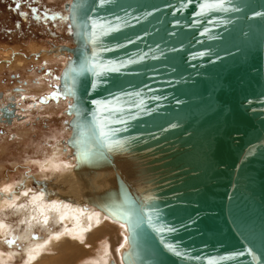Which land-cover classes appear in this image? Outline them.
Returning <instances> with one entry per match:
<instances>
[{
	"label": "water",
	"instance_id": "1",
	"mask_svg": "<svg viewBox=\"0 0 264 264\" xmlns=\"http://www.w3.org/2000/svg\"><path fill=\"white\" fill-rule=\"evenodd\" d=\"M63 11L61 142L78 204L125 225L122 264H264V0H71ZM94 100L117 111L98 117ZM13 117L12 102L0 107Z\"/></svg>",
	"mask_w": 264,
	"mask_h": 264
},
{
	"label": "rangeland",
	"instance_id": "2",
	"mask_svg": "<svg viewBox=\"0 0 264 264\" xmlns=\"http://www.w3.org/2000/svg\"><path fill=\"white\" fill-rule=\"evenodd\" d=\"M69 1L71 0H0V93L8 89L11 91L15 88L22 89L27 84L36 89L29 92L28 98L20 94L19 103L22 110L19 109V120H13L12 125L0 124L1 186L10 183L11 180L20 184L28 180L31 182L32 190L47 191L49 189L44 185L36 184L43 182L44 179L56 181L63 187L68 186L69 181L61 182L57 174V180L56 178L53 180L50 172H45L48 173L45 177L40 174L41 171H35L32 163L26 160H40L44 151L50 150L56 141H62L70 134L67 126L69 119L63 113L68 101L59 99L55 90L57 76L68 55L63 53L66 60L58 63L55 53L50 51L53 45H70L69 28L64 24L63 11V5ZM52 33L56 36H52ZM19 62H23V66L15 68ZM37 84L43 87L42 91ZM59 132L63 137L57 139L51 137L53 133L57 134L56 136L60 135ZM61 141L58 142L60 145ZM74 185L75 183L71 182V186ZM17 220L13 218L10 223L13 229L22 232ZM17 233L1 241L3 252L10 250L14 252V258L5 264H22L19 259V255L22 256L19 245L24 242L18 238ZM40 235L43 234L34 231L33 237L37 240ZM8 241L12 243L9 244ZM83 244L84 240L80 245ZM55 254L53 252L49 255Z\"/></svg>",
	"mask_w": 264,
	"mask_h": 264
},
{
	"label": "bare ground",
	"instance_id": "3",
	"mask_svg": "<svg viewBox=\"0 0 264 264\" xmlns=\"http://www.w3.org/2000/svg\"><path fill=\"white\" fill-rule=\"evenodd\" d=\"M57 48L58 46L53 45L50 51L55 53L58 63L64 62L66 58ZM22 66L23 62H19L15 68ZM37 86L42 91L43 87L39 84ZM32 89L36 90L27 84L22 92H30ZM13 93L11 89L2 93L4 99L0 100V107L7 103L8 95ZM14 99L15 102L19 100L16 95ZM19 109L20 104L16 113ZM59 134L56 136L57 134L53 133L51 137H63L60 132ZM60 141H56L50 150L44 151L40 160L28 159L26 162L30 161L34 170L41 171L40 174L45 177L50 172L53 180L59 175L61 182L69 181L67 187L49 179L36 183L47 187V191L32 190L28 180L22 184L13 183L11 180L4 186L0 185V244L7 236L18 232V238L24 242L19 245L22 253L19 259L22 264H122L120 256L127 248L125 225L111 220L88 203L84 204L85 207L78 204L82 180L80 174L73 172L75 162L71 152L68 148L63 150V145L58 143ZM55 171L59 173L54 174ZM71 182L75 185L71 186ZM13 218L18 219L17 225L22 232L13 229L10 223ZM34 231L43 235L36 240L33 237ZM83 240L85 244L80 245ZM1 248L0 245V264L10 262L14 258V252L10 250L5 253ZM53 252L56 253L55 256H50Z\"/></svg>",
	"mask_w": 264,
	"mask_h": 264
},
{
	"label": "snow or ice",
	"instance_id": "4",
	"mask_svg": "<svg viewBox=\"0 0 264 264\" xmlns=\"http://www.w3.org/2000/svg\"><path fill=\"white\" fill-rule=\"evenodd\" d=\"M16 7L18 8L19 4H17ZM222 7H223L222 3H204V4H201V9L202 10H204V9H213V8H222ZM33 12H35V10H33ZM21 15H24V13H21ZM47 18L51 19V17H47ZM95 27H96V25L93 24V28H95ZM99 28L101 30H103L104 29V25L103 24L99 25ZM95 35H96L95 31H93V33H92L93 38H95ZM104 50L105 51H109L110 49H104ZM95 55L96 54L94 52L93 56H95ZM123 66L124 65L122 63L120 65V67H123ZM93 67L99 68L100 65L94 64ZM104 67H105V69L107 71H119V68H112V67H108V66H104ZM96 75H101V73L97 72ZM97 86L98 85H97L96 82H92L91 87L93 89H95ZM93 104L96 105V112H97L98 117L102 116V114H104V113H112V112H116L117 111V109L113 106L112 101H110V100L109 101H96V100H94ZM130 118L134 119V117H130ZM104 123H105V121L102 120V119H98L97 120V124L100 126V135H101V137L106 136V133L103 131V124ZM116 123L124 124V123H126V121L123 120V119H119V120L116 121ZM114 144L117 147L123 148V143L121 141H115ZM105 146L108 147L109 149H111L113 147V143H111V142L110 143H106ZM110 207L112 209L111 211H109L108 207L105 208V211H109L110 215L116 216V217H118L120 219H123V220H127L128 219V217H127V215L125 213L117 211V209L120 207L119 205L112 204ZM140 222L141 223L143 222V218H141ZM166 230L170 231V232L171 231H175L174 228H168ZM158 231L163 232V231H165V229L161 228V229H158ZM8 243L11 244L12 241H8ZM168 247L171 248L170 245H168ZM177 255H179V253H177Z\"/></svg>",
	"mask_w": 264,
	"mask_h": 264
},
{
	"label": "flooded vegetation",
	"instance_id": "5",
	"mask_svg": "<svg viewBox=\"0 0 264 264\" xmlns=\"http://www.w3.org/2000/svg\"><path fill=\"white\" fill-rule=\"evenodd\" d=\"M22 90H23V88L22 89H20V88H15L14 90H12L14 93L13 94H10V95H8V97H7V100L8 101H6L7 103L8 102H12V104L14 105V109H15V116H17V117H13L12 118V121L14 120V119H20V116H19V112L18 113H16V108L18 107V104H20L19 103V100H17V102H15V99H14V97H15V95L18 97V98H20L19 96H20V94L23 96V97H25V98H28L30 95V93L28 92V91H24V92H22ZM3 92H5V91H3ZM2 92V93H3ZM17 92V93H16ZM1 93V95H2V97L0 96V100L3 98L4 99V97H3V94ZM22 98V97H21ZM59 99H61V98H59ZM6 103V104H7ZM15 103H16V105H15ZM6 104H4V105H6ZM21 110H22V107H21ZM12 121H11V124H9V125H12ZM0 122H2V124H6V123H4L2 120H0ZM1 132V131H0Z\"/></svg>",
	"mask_w": 264,
	"mask_h": 264
}]
</instances>
